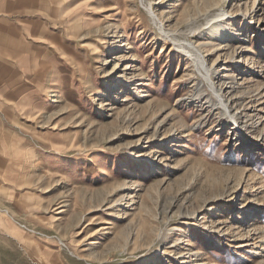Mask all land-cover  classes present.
Listing matches in <instances>:
<instances>
[{
	"label": "rangeland",
	"instance_id": "obj_1",
	"mask_svg": "<svg viewBox=\"0 0 264 264\" xmlns=\"http://www.w3.org/2000/svg\"><path fill=\"white\" fill-rule=\"evenodd\" d=\"M8 5L0 264H264V0Z\"/></svg>",
	"mask_w": 264,
	"mask_h": 264
},
{
	"label": "bare ground",
	"instance_id": "obj_2",
	"mask_svg": "<svg viewBox=\"0 0 264 264\" xmlns=\"http://www.w3.org/2000/svg\"><path fill=\"white\" fill-rule=\"evenodd\" d=\"M222 15H225V14H222ZM159 29L162 32V34L165 35V37L172 39L171 31L167 30L163 24L159 26ZM209 35H210L209 37L210 41L207 42L205 46H210L212 50H216L217 44L215 43V41L217 39L222 41V43L226 42V44H228L229 40L226 39V35H228L229 39L230 37L237 38L238 31L233 29L231 24L228 26L221 25L219 26V28L210 29ZM181 48L184 49V47L182 46ZM186 52L189 54V56L192 59V64L194 66V69L197 70L203 76L207 85L211 88L214 95L216 96V101L215 103H213V105L222 106L224 114L227 115L228 119L230 118L231 120H233L242 129L243 127H241L242 124H240L239 115L237 112L235 113L233 111V107L231 106L232 102L228 100L226 96L223 94V89L219 87L220 85L217 86V84L215 83L214 76L217 74V70H216V66L214 65L210 66L208 64L207 59L204 55V53L207 52V50L202 49L197 46V47H194V50L192 52L189 50H187ZM202 87H203V82L202 84L199 85L197 92H199Z\"/></svg>",
	"mask_w": 264,
	"mask_h": 264
},
{
	"label": "crops",
	"instance_id": "obj_3",
	"mask_svg": "<svg viewBox=\"0 0 264 264\" xmlns=\"http://www.w3.org/2000/svg\"><path fill=\"white\" fill-rule=\"evenodd\" d=\"M12 0H0V84L1 86H4L2 89V94L6 93V84L7 81H4V79L11 77L12 74H10L11 67L10 62L12 61V44L14 41V37H16V53L15 58L20 57L21 54L18 51V47L20 50V46L23 44V32L21 28H15L14 29V20H13V8L14 6H11V9H9V3H11ZM18 6V5H17ZM15 30V31H14ZM68 34L72 35V32L70 29H66ZM19 91L18 87L14 88V93H17ZM5 92V93H4ZM18 94V93H17ZM1 95V94H0Z\"/></svg>",
	"mask_w": 264,
	"mask_h": 264
}]
</instances>
